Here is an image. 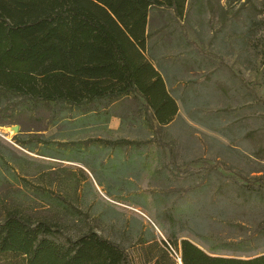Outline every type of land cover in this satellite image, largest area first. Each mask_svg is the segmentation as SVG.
<instances>
[{"label":"rangeland","instance_id":"obj_1","mask_svg":"<svg viewBox=\"0 0 264 264\" xmlns=\"http://www.w3.org/2000/svg\"><path fill=\"white\" fill-rule=\"evenodd\" d=\"M225 15L224 23L218 14L191 16L187 25L168 13L149 16L152 53L179 98L174 122L152 135L158 156L185 169L182 176L141 180L133 189L122 174L101 191L97 175L78 168L73 112L14 104L0 113V215L18 207L59 224L58 240L93 229L138 264H152L145 261L151 255L162 264L161 241L174 247L181 239L219 256L264 254V229L252 233L264 222V12ZM128 104L139 108L134 99ZM151 238L158 248L146 256L143 242Z\"/></svg>","mask_w":264,"mask_h":264},{"label":"trees","instance_id":"obj_2","mask_svg":"<svg viewBox=\"0 0 264 264\" xmlns=\"http://www.w3.org/2000/svg\"><path fill=\"white\" fill-rule=\"evenodd\" d=\"M244 10L264 12V0H0V113L14 104L23 110L44 106L53 115L70 110L75 120L81 115L107 123L114 104L131 97L151 109L145 120H155L159 130L174 120L177 105L153 64L150 13H168L187 25L191 16L218 14L224 23L227 12L233 19ZM164 164L168 179L185 172ZM263 229L264 222L252 233ZM60 235L59 224L6 207L0 264H138L123 245L93 229L58 240ZM145 242L148 256L158 243ZM161 243L160 262L176 264L172 246ZM173 245L181 264H264V254L219 256L188 239ZM155 257L145 261L157 264Z\"/></svg>","mask_w":264,"mask_h":264},{"label":"crops","instance_id":"obj_3","mask_svg":"<svg viewBox=\"0 0 264 264\" xmlns=\"http://www.w3.org/2000/svg\"><path fill=\"white\" fill-rule=\"evenodd\" d=\"M153 64L163 76L162 62H158L157 65ZM165 86L177 105L176 118L179 112V98L170 92L166 81ZM132 99L127 97L114 104L112 116L107 123L92 122L91 118L90 120L86 116L78 115V168L87 178L94 179L92 178L93 174L97 175L98 180L93 182L95 187L100 188L101 191L105 186L120 182L122 174L129 179V186L133 189L139 188L141 180L157 181L162 179V175H166L168 178L169 171L165 167V161L158 156L160 144L152 135V131L157 130V123L152 119V123L149 125L145 120L151 115V109L145 107L141 102H138L139 108L135 109L131 104H128ZM123 107L125 110L118 114ZM174 120L164 126H170ZM131 129L146 132V138L142 140L127 138L124 133ZM80 155H82L81 158ZM130 157L132 158L131 163L128 162ZM133 157L135 158L133 159ZM111 168L113 175L110 174ZM119 188L125 189L124 185L117 189Z\"/></svg>","mask_w":264,"mask_h":264},{"label":"built area","instance_id":"obj_4","mask_svg":"<svg viewBox=\"0 0 264 264\" xmlns=\"http://www.w3.org/2000/svg\"><path fill=\"white\" fill-rule=\"evenodd\" d=\"M170 251L173 254V256H174L175 259L180 260L179 252H177L176 250H174L172 247H170Z\"/></svg>","mask_w":264,"mask_h":264},{"label":"water","instance_id":"obj_5","mask_svg":"<svg viewBox=\"0 0 264 264\" xmlns=\"http://www.w3.org/2000/svg\"><path fill=\"white\" fill-rule=\"evenodd\" d=\"M15 130H17V128L15 127Z\"/></svg>","mask_w":264,"mask_h":264}]
</instances>
